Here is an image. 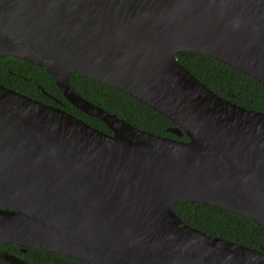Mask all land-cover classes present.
Wrapping results in <instances>:
<instances>
[{
    "label": "water",
    "instance_id": "obj_1",
    "mask_svg": "<svg viewBox=\"0 0 264 264\" xmlns=\"http://www.w3.org/2000/svg\"><path fill=\"white\" fill-rule=\"evenodd\" d=\"M207 54L264 84V0H0V57L35 63L106 133L0 83V241L94 264H264V252L184 222L201 201L264 226V111L179 61ZM128 93L175 135L78 93L71 73Z\"/></svg>",
    "mask_w": 264,
    "mask_h": 264
},
{
    "label": "trees",
    "instance_id": "obj_2",
    "mask_svg": "<svg viewBox=\"0 0 264 264\" xmlns=\"http://www.w3.org/2000/svg\"><path fill=\"white\" fill-rule=\"evenodd\" d=\"M177 57L186 69L217 94L248 109L264 111V84L253 77L204 53L180 51ZM71 81L83 97L140 129L188 139L186 135L178 137L170 131L175 123L169 118L122 90L74 72ZM0 83L44 103L60 106L90 125L112 133L99 118L70 103L52 75L35 63L11 55L0 57ZM172 207L192 227L264 252V226L249 218L201 201H178Z\"/></svg>",
    "mask_w": 264,
    "mask_h": 264
},
{
    "label": "flooded vegetation",
    "instance_id": "obj_3",
    "mask_svg": "<svg viewBox=\"0 0 264 264\" xmlns=\"http://www.w3.org/2000/svg\"><path fill=\"white\" fill-rule=\"evenodd\" d=\"M0 264H94L91 261L24 246L14 242L0 241Z\"/></svg>",
    "mask_w": 264,
    "mask_h": 264
}]
</instances>
